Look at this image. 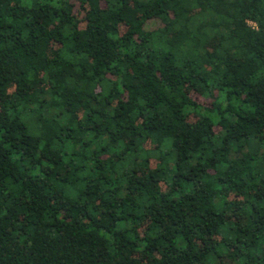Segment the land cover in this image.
I'll return each mask as SVG.
<instances>
[{
	"label": "trees",
	"instance_id": "1",
	"mask_svg": "<svg viewBox=\"0 0 264 264\" xmlns=\"http://www.w3.org/2000/svg\"><path fill=\"white\" fill-rule=\"evenodd\" d=\"M0 264H264V0H0Z\"/></svg>",
	"mask_w": 264,
	"mask_h": 264
}]
</instances>
